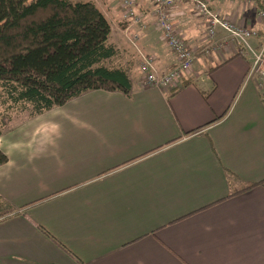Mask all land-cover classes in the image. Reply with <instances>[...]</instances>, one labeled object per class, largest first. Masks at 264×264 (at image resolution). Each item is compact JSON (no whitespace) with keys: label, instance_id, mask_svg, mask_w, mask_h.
Wrapping results in <instances>:
<instances>
[{"label":"crops","instance_id":"1","mask_svg":"<svg viewBox=\"0 0 264 264\" xmlns=\"http://www.w3.org/2000/svg\"><path fill=\"white\" fill-rule=\"evenodd\" d=\"M94 1L118 49L106 64L128 69L131 94L88 91L0 136V194L19 210L0 222V264H264V90L246 82L250 59L207 51L205 21L182 3L174 18L195 64L176 91L148 85L141 54L176 65L154 1L137 0L143 30L120 0ZM208 1L259 44L254 5Z\"/></svg>","mask_w":264,"mask_h":264},{"label":"trees","instance_id":"2","mask_svg":"<svg viewBox=\"0 0 264 264\" xmlns=\"http://www.w3.org/2000/svg\"><path fill=\"white\" fill-rule=\"evenodd\" d=\"M111 35L112 24L94 0H0V99L8 112L0 136L15 114L35 117L93 90L130 95L128 69L106 64L118 53ZM7 162L0 149V166ZM18 214L0 194V222Z\"/></svg>","mask_w":264,"mask_h":264},{"label":"built area","instance_id":"3","mask_svg":"<svg viewBox=\"0 0 264 264\" xmlns=\"http://www.w3.org/2000/svg\"><path fill=\"white\" fill-rule=\"evenodd\" d=\"M154 9L152 13L156 18V25L160 29L163 40L176 58V65L169 69L160 71L157 67L155 55H142L140 71L146 84L164 89H172L179 86L180 82L193 68L197 51L193 49L184 39L176 27L174 18L175 8L184 2L193 5L196 17L203 18L206 24L207 39L209 45L207 51H222L227 45H234L241 56L250 59V67L247 72L246 82L260 79L259 88L264 89V37L257 46L251 43L253 38H259V31L253 27L236 23L226 16H221L210 8L208 0H153ZM247 5H254L256 17L264 22V0H243ZM122 16L131 25L140 30L146 27L147 13L138 8L137 0H120ZM222 29L228 36L223 40H217L218 31ZM132 40L138 38L139 34H132ZM264 97V96H263Z\"/></svg>","mask_w":264,"mask_h":264},{"label":"rangeland","instance_id":"4","mask_svg":"<svg viewBox=\"0 0 264 264\" xmlns=\"http://www.w3.org/2000/svg\"><path fill=\"white\" fill-rule=\"evenodd\" d=\"M117 1L118 0H115V2H117ZM186 3H188V5ZM189 3L190 2H184V4H186L185 6L188 8V11L191 12V15L192 14L194 15L192 3H190V4ZM197 18H199V17H197ZM199 19H202L204 21L203 18H199ZM212 54H214V53H212ZM206 58H209V56H206ZM210 59H213V58H210ZM212 62H213L212 64L216 63L215 61H212ZM140 67H141V63H140ZM0 93H1V90H0ZM7 113H8L7 112V107L5 105H3L2 100L0 99V120L2 119V116L8 115ZM9 113H12V111H9ZM25 116H26L25 114H15L13 116V121H11V123H10V125L8 127H12V126L20 124V122H22L25 119ZM6 132H8V131H6Z\"/></svg>","mask_w":264,"mask_h":264}]
</instances>
